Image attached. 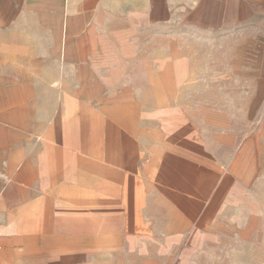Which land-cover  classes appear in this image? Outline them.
I'll use <instances>...</instances> for the list:
<instances>
[{
	"label": "crops",
	"instance_id": "0c3cea01",
	"mask_svg": "<svg viewBox=\"0 0 264 264\" xmlns=\"http://www.w3.org/2000/svg\"><path fill=\"white\" fill-rule=\"evenodd\" d=\"M0 264H264V0H0Z\"/></svg>",
	"mask_w": 264,
	"mask_h": 264
},
{
	"label": "rangeland",
	"instance_id": "374dc122",
	"mask_svg": "<svg viewBox=\"0 0 264 264\" xmlns=\"http://www.w3.org/2000/svg\"><path fill=\"white\" fill-rule=\"evenodd\" d=\"M187 206V205H186ZM190 212H192V210L190 209Z\"/></svg>",
	"mask_w": 264,
	"mask_h": 264
}]
</instances>
